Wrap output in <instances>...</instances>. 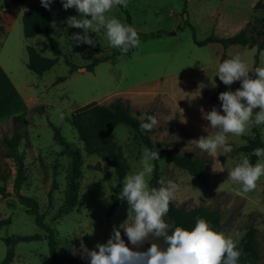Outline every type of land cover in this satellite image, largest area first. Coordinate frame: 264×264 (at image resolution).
Returning a JSON list of instances; mask_svg holds the SVG:
<instances>
[{
	"label": "rangeland",
	"instance_id": "obj_1",
	"mask_svg": "<svg viewBox=\"0 0 264 264\" xmlns=\"http://www.w3.org/2000/svg\"><path fill=\"white\" fill-rule=\"evenodd\" d=\"M16 1L13 5L14 0H0V5L10 7L13 15L7 32L0 34V58L21 92L20 96L10 92L11 116L0 120V182L9 193L7 196L0 194V263L7 252L3 237L44 234L13 190L17 167L15 159L6 156L5 140L16 128L14 116L27 119L28 134L17 148L27 154L26 180L21 193L38 200L40 212L46 215L45 221L55 229L61 263L89 264L81 245L91 250L97 243H106L113 227H119L126 220L128 205L126 201L120 202L108 216L109 207L118 199L115 172L102 163L99 155L87 153L70 118L74 110L90 102L99 100L109 104L121 99L141 116L153 111L159 123L152 136L165 148L212 160L205 181L166 161L161 162V176L178 185L174 199L177 206L188 209L205 205L219 211L222 231L236 241L249 228H255L260 258L250 264H264V177L257 181L254 190L243 192L240 184L227 181V169L245 154L232 151L220 155L218 149L215 156L208 155L194 141L207 135L203 129L208 121L202 119L201 108L209 111L216 106L220 110L218 98L215 105H211L221 84L215 77L218 62L238 54L250 68H255L257 58L258 66H264V50L241 46L225 50L218 43L198 46L188 25H194L197 38L204 39L210 34L235 35L250 23L254 33L264 40V0H128L131 25L136 28L140 43L126 54L108 46L103 29L91 34L97 40L95 47L76 45L70 40L76 30L65 23L75 9L65 10L61 0H53L49 9L51 33L59 40L64 55L79 67H86L99 56H110L111 60L99 63L93 70L78 68L70 73V66L61 55L59 62L43 75L27 67L26 48L34 46L44 55L53 57L50 45L43 35L25 37L22 24L26 2L36 0ZM258 1L261 5L255 8ZM109 14L129 24L120 6ZM64 29L67 32H63ZM162 30L170 33L154 34ZM2 31L0 29V33ZM61 76H68V79L57 82ZM239 86V81L231 86L223 84V91L229 87L234 91ZM50 122L58 126L66 142H70V150L77 155L81 169L76 203L58 220H53V215L66 204L72 157L54 139ZM254 128L260 130L264 139V125H261L250 128L242 136L229 134V143L244 145L247 137L254 135ZM115 136L130 165L129 172L138 168L145 146L135 131L126 124H119ZM99 163L101 167L96 169ZM165 219L172 223L167 216ZM121 235L128 243L122 229ZM47 242L41 239L17 243V264H52ZM153 242L161 243L159 240ZM148 246L146 242L142 248Z\"/></svg>",
	"mask_w": 264,
	"mask_h": 264
},
{
	"label": "clouds",
	"instance_id": "obj_2",
	"mask_svg": "<svg viewBox=\"0 0 264 264\" xmlns=\"http://www.w3.org/2000/svg\"><path fill=\"white\" fill-rule=\"evenodd\" d=\"M52 2L40 0L46 9H50ZM61 4L65 10H76V15L65 20L67 27L82 29L70 36L76 45L95 47L97 40L91 34L103 29L108 46L121 54L139 46L136 28L109 14L115 7H127L128 0H61ZM215 77L226 86L237 81L240 86L218 94L220 110L216 106L209 111L201 108L202 119L208 121L203 129L207 135L194 141L202 152L212 156L218 149L220 155L233 151L229 134L242 136L250 128L264 125V66L250 68L237 54L218 62ZM158 123L155 115H146L139 128L151 132ZM251 155L258 158L255 163L242 155L227 169V181L240 184L243 192L254 190L257 181L264 177V148L253 149ZM160 159L156 149L145 147L138 168L125 175L118 198L127 202V218L119 227H113L106 243H97L91 250L81 245L89 264H239L241 250L237 241L213 228L205 218L197 217L191 227L165 219L178 185L163 177L157 181L158 187L150 184L153 162ZM121 229L128 243L122 238ZM146 242L150 246L142 248Z\"/></svg>",
	"mask_w": 264,
	"mask_h": 264
},
{
	"label": "trees",
	"instance_id": "obj_3",
	"mask_svg": "<svg viewBox=\"0 0 264 264\" xmlns=\"http://www.w3.org/2000/svg\"><path fill=\"white\" fill-rule=\"evenodd\" d=\"M261 2L258 1L255 4V8L260 7ZM122 10L126 13L128 22L131 25V14L127 7H122ZM183 13H187L186 6L184 5ZM76 10L70 12L69 16L76 15ZM68 16V17H69ZM23 32L25 37L31 38L37 35H43L52 50L53 57L44 55L40 50L34 46H27L28 62L27 67L36 74L43 75L49 71L55 64L59 62L60 56L64 55L60 48L59 40L51 33L52 15L49 9H46L38 3H31L28 5L27 12L23 14ZM191 26L194 34L193 41L198 46H205L210 43L221 44L226 50L232 46H241L249 48H257L258 50H264V40L260 39V35L255 34L250 28V23L242 28L237 34L229 37H221L215 34H210L204 39H198L196 35V29L194 25L188 23ZM76 31L82 29L72 28ZM163 33H170L166 31H159L154 34L161 35ZM64 60L67 65L70 66V73H73L79 68L77 64L65 54ZM111 60L110 56H99L93 59L86 67L87 70H93L99 63ZM258 58L256 59L255 67L258 66ZM68 79V76H61L57 79V82H61ZM223 91V83L221 82L219 91L214 95L211 105H215L218 98V94ZM146 115H154L153 111H147L143 116L139 112H134L130 105L123 102L121 99H115L109 104L100 103V101H93L86 105H83L71 115V123L77 131L79 139L83 141L88 154H97L100 156L102 163L111 167L115 172L117 180V194L122 185V180L125 175L128 174L130 165L126 159L121 146L118 145L115 136V129L119 124H126L130 126L136 133L140 142L148 148L156 149L159 153L160 160L154 161V172L150 180L152 186H159L157 181L162 178L161 162L166 161L174 166L185 170L193 177L200 181H205L210 173V165L212 160H206L203 157L192 156L187 153H179L176 150H169L164 147V144L153 138V131L142 132L139 128V124ZM16 122V128L10 138L5 140L8 152L7 157H13L16 161V176L13 182V190L18 196L21 204L26 206V210L29 214L33 215L36 224L44 230V234H32V235H9L2 239L7 244L6 256L0 264H10L15 256L16 244L20 241H32L46 239L49 246V252L52 260V264H62L60 254L58 251L59 240L55 229L50 226L46 221V215L40 212L39 202L36 198L26 196L21 193L22 186L26 180V158L25 151L19 152L18 147L20 142L26 139L27 131V119L24 116H14ZM50 126L54 130V139L61 144L68 153L71 155L70 172L68 176V186L66 195V204L61 206L53 215V220L60 219L64 213L70 212L72 207L76 203L77 191L80 180V165L77 155L72 153L70 142H66L64 136L61 134V130L53 122H50ZM233 151H240L249 156L251 162L255 163L257 157L251 155L252 150L257 147L264 148V139L258 128H254V135L247 137V141L242 146H237L231 143ZM101 167L100 163L96 166V169ZM2 178V177H1ZM2 178L1 181H4ZM0 194L3 196L9 195L6 186L3 182H0ZM121 199L115 200L108 209V216H111L113 211L119 206ZM172 223L183 225L185 227H191L195 223L197 217L205 218L210 225L222 231L221 214L219 211L212 209L205 205H198L192 208H182L176 205L173 200L169 204V210L166 215ZM7 223H10L7 221ZM255 228H249L242 238L237 241V247L241 250V256L239 258V264H250L256 262L260 258V253L255 239Z\"/></svg>",
	"mask_w": 264,
	"mask_h": 264
},
{
	"label": "crops",
	"instance_id": "obj_4",
	"mask_svg": "<svg viewBox=\"0 0 264 264\" xmlns=\"http://www.w3.org/2000/svg\"><path fill=\"white\" fill-rule=\"evenodd\" d=\"M40 0H36V2H26V11L28 9V5L31 3H38ZM17 1L14 0L13 5H16ZM23 13V14H25ZM13 15L10 14L8 16V23L1 28L3 31L0 34H5L8 30L9 23H11ZM10 92H13V95H18L20 96L21 92L20 89L16 86L14 83L12 76L10 74L9 69H7L2 62L0 58V120H3L5 118H8L11 116L10 112ZM24 96V95H23ZM12 97V96H11ZM10 264H17V251L15 250V256L13 258V261Z\"/></svg>",
	"mask_w": 264,
	"mask_h": 264
},
{
	"label": "built area",
	"instance_id": "obj_5",
	"mask_svg": "<svg viewBox=\"0 0 264 264\" xmlns=\"http://www.w3.org/2000/svg\"><path fill=\"white\" fill-rule=\"evenodd\" d=\"M10 7L6 5H0V29L8 23V16L10 15Z\"/></svg>",
	"mask_w": 264,
	"mask_h": 264
},
{
	"label": "water",
	"instance_id": "obj_6",
	"mask_svg": "<svg viewBox=\"0 0 264 264\" xmlns=\"http://www.w3.org/2000/svg\"><path fill=\"white\" fill-rule=\"evenodd\" d=\"M80 70H86V67H79Z\"/></svg>",
	"mask_w": 264,
	"mask_h": 264
}]
</instances>
